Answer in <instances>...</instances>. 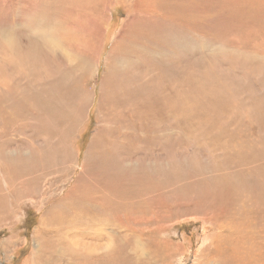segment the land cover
<instances>
[{"label": "rangeland", "instance_id": "rangeland-1", "mask_svg": "<svg viewBox=\"0 0 264 264\" xmlns=\"http://www.w3.org/2000/svg\"><path fill=\"white\" fill-rule=\"evenodd\" d=\"M168 25L183 35L184 112L164 115L152 95L108 114L101 85L118 58L128 79L139 72L128 65L144 68L141 84L171 67L174 54L157 47ZM50 26L58 47L48 51L38 37ZM138 32L148 33L149 64L133 53ZM4 35L14 40L0 47V98L68 72L78 95L64 144L46 145L24 121L0 133V162L17 160L0 163V264H264V0H0ZM119 44L128 51L109 63ZM191 74L215 91L196 111ZM34 110L23 116L46 114ZM101 141L120 174L102 168ZM45 145L55 160L39 155Z\"/></svg>", "mask_w": 264, "mask_h": 264}, {"label": "bare ground", "instance_id": "bare-ground-1", "mask_svg": "<svg viewBox=\"0 0 264 264\" xmlns=\"http://www.w3.org/2000/svg\"><path fill=\"white\" fill-rule=\"evenodd\" d=\"M54 2H56V1H54ZM59 3L60 2H58L57 4H59ZM57 4L55 7L58 6ZM57 8H59V7H57ZM60 11H61V9H60ZM55 12H56V10H55ZM65 13H66V11H65ZM53 15H56V14H53ZM133 16H134V18H136L134 14H133ZM179 16H181V15L179 14ZM52 19H53V17H51V20ZM132 20L134 21L135 19L132 18ZM137 20H139V19H137ZM48 21H50V20H48ZM55 21H57V20H55ZM58 21H57V24H58ZM129 21L131 22V20H129ZM53 22L54 21L52 20V23ZM170 22L171 21L169 20V18L164 17L162 19V22L151 23V25L158 27V26H161V24L164 25L165 23L167 24ZM47 23H49V22H47ZM57 24L55 23V25H57ZM62 24H60V26H62ZM128 25H130V24H128ZM60 26H58L57 28H59ZM155 27H151V28H155ZM131 28H133V27H131ZM59 30L61 32V29H59ZM172 30H173V32H171ZM130 31H131V29H130ZM134 32L130 33V35L133 34ZM57 33H58V29H56V26H55V28H54V26H50V27H48V29L46 28L45 32L41 33L38 37V43H39L40 47L42 49L45 48L48 51L57 49V47H58V45L56 43L57 40L54 39V35H56ZM138 33H140L141 35L134 34L135 38L133 40L131 39L133 41V43H135L134 47L137 48V49L133 50V53H135V58L137 61L141 62V60H142L143 62L145 61V63L149 64L151 57L149 56V51H150L149 42L150 41H149L148 33L147 32H138ZM162 34L164 36V40L163 41H157L159 43V45H157V47L164 54H165L166 49H170L171 52L175 55V56L174 55L173 56L172 55H166L167 58L170 59V61L174 57L176 58V59L174 58L175 60L172 63L171 67L169 69H167V68L162 69V66H161L162 70L160 72L161 75L159 77L156 76L157 78L155 77L154 78L155 80L152 78L153 82L147 80V82L144 81L146 84L145 83L141 84L140 79H143V77L145 75L143 72V70H144L143 67H140L136 61H135V64L133 66L128 65L127 68H129L131 70L139 71V72H131L132 74L135 75V77L133 79H128V77H123L124 74L126 73L125 71H122L120 69L118 71L119 65H124V58L125 57H123V58L120 57L117 59V61L115 60L116 65L113 66V69L115 70V72L111 73V77H112L111 80L107 81V76H105L103 79L102 85H101L100 102L102 104L100 106H102L104 104V102L107 101V102H105L106 106L104 108L107 110L108 114H109V112L114 111L119 106V104L121 103L122 100H123L122 104H124V103H127L126 102L127 99L128 100L135 99L136 101H138V100L141 101V99L143 100L144 98L151 97L152 95H155V97H156L155 99H157L156 100L157 105H159V109L161 110V112L164 115L167 112H171V113H174L175 117H178L184 112L185 101H184V97L183 98L181 97V91H182L181 89L183 86L182 79H183V76L185 74L183 71L185 70L187 65L183 64L181 62L182 59L177 54L178 51L181 53L179 43H180L181 39H183V35H179L180 33H178V35H176V27L174 28L173 26H170V25H168L165 28V32ZM10 36L11 35H9L7 39H6L5 35L3 37H0L1 49L4 50V49H9V47H11L12 42L14 40L13 39L14 35L12 37H10ZM37 36H38V34H36V37ZM62 37H64V36H62ZM126 39H124V40H126ZM62 40H64V39L62 38L61 41ZM80 41H82V40H80ZM176 41L179 43H177ZM131 42H130V45H131ZM153 43H155V41L152 40V44ZM36 45H37V42H36ZM126 47L127 46L124 44L117 45V47L111 51V55H109V59H108L109 61L108 62L110 63V60H111L113 53L114 52L116 53L118 48H120V50H121V54L119 56H124L123 51L127 50ZM125 48H126V50H125ZM44 52H47V51H44ZM31 53H33V52H31ZM68 54H70V56H71V53H68ZM72 54H73V52H72ZM98 55H99V53H98ZM98 55H96V59H94L95 63L97 61ZM24 57H25V55H24ZM3 59L5 60V58H3ZM106 65L109 66L108 63ZM110 67H112V66H110ZM75 69H74V74L76 72ZM106 69H107V67H106ZM83 72H85V70ZM69 73L70 72L63 73V74H61L62 76L60 75L59 78H61L62 83L57 82V81H53L51 83L49 82V83H45L42 85V84H40V82L39 83H37V82L33 83L34 82L33 81L32 82L33 84L28 83V84L21 85V83H22L21 82V83H19L20 85L17 84L18 86H16V88L14 89V91L11 95L10 94H9V96L6 95L5 99L0 98V133H4V132L8 131V129H6L8 124H11V123L16 124L15 122H17V121L18 122L24 121L23 123H25V124H23V125L25 126V128H29L32 132L34 131V129H36L39 133H43L44 136H46V143H47L46 145L50 146L49 140H51L53 137H56V138L58 137V140L61 141V144H64L66 141V138L68 137L69 131L71 130L72 125L74 123V121L72 122V116L74 115V112H73L74 109L72 108V103H73L74 97L77 94L76 91H78L74 85L69 83L70 80L67 79V78H70ZM72 73L73 72H71V74ZM146 73H148V72H146ZM158 75H159V72H158ZM119 76H120V80L118 78ZM121 79H122V81H121ZM79 80H80V78H79ZM137 80L139 81L138 84H137V82H138ZM60 83H61V85H60ZM78 83H80V82L76 83V81H75V83H73V84L77 85ZM134 83H136V84H134ZM211 85H212L211 83H209L205 80H204V82H202L199 77L195 78L194 75L191 74L190 82H189L188 98L185 97V98H187V100L189 102H191V104H190L191 108L189 106L190 109H193V104H194L193 102L198 101L196 98L200 97L201 95H212L215 93V91L211 87ZM77 86H79V84ZM61 91H63L64 95L59 97L58 94ZM155 99H153V100H155ZM61 101H62V103H61ZM60 103L62 104V106L59 105ZM29 109L30 110L36 109L34 111H37V109L40 111V109H42L46 114H44V116L40 117V116L35 115L38 112L35 113L34 115L29 114L31 112H27L25 114V116H23L22 112L28 111ZM193 110H195V111L197 110V105H194ZM99 112H100V110H99ZM69 120H70V122H72L69 129H66V131H64V132L57 130L58 125L63 124L65 122L69 123ZM103 120H104V117H103ZM28 121H33L32 123H34L35 128L33 127L32 123L27 124L26 122H28ZM18 122H17V125L19 124ZM107 122H108V120H107ZM104 132H106V131H104ZM105 134L103 133V135H105ZM99 137H100V134H99ZM99 137H98V139H99ZM99 140H101V138ZM98 144H99V142H98ZM46 145L44 146L43 149H41L42 151L40 152L39 155L41 157H47L49 160H51V159L55 160L58 153L56 154V152L53 151V149H51L52 145H51V148L49 146H46ZM100 145H101L100 147H103V149H107L106 153H105V151H102L99 155V156H101L100 158L103 160V162L101 163L102 168L107 173H109L110 171H112V173H114V171H117V172H119L117 174H120V172L122 170L119 166V163L116 162L114 159L115 155H113V150L108 147V145H110V144H108L105 141H101ZM57 146H58V144H57ZM57 146H55V147H57ZM58 148L59 147H57L56 149H58ZM62 148H63V145H62ZM99 151H100V149H99ZM100 158H99V161L101 160ZM33 161L28 163V165L33 163ZM15 162H17V160L5 158V161L0 162V163H1V165H4V171H5L8 166H10L11 164H14ZM0 203H2V202L0 201Z\"/></svg>", "mask_w": 264, "mask_h": 264}]
</instances>
